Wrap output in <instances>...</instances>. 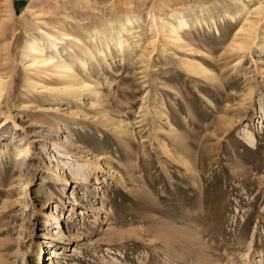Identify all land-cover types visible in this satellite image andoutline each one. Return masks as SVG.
Masks as SVG:
<instances>
[{
	"label": "rangeland",
	"instance_id": "rangeland-1",
	"mask_svg": "<svg viewBox=\"0 0 264 264\" xmlns=\"http://www.w3.org/2000/svg\"><path fill=\"white\" fill-rule=\"evenodd\" d=\"M241 1L238 32L221 17ZM151 14L190 19L184 41ZM0 25V264H264V0H0ZM60 31L97 59L30 69Z\"/></svg>",
	"mask_w": 264,
	"mask_h": 264
},
{
	"label": "bare ground",
	"instance_id": "bare-ground-1",
	"mask_svg": "<svg viewBox=\"0 0 264 264\" xmlns=\"http://www.w3.org/2000/svg\"><path fill=\"white\" fill-rule=\"evenodd\" d=\"M250 9L251 8L244 1H241L234 10L226 11L222 15L221 21L231 25L232 22H236L238 19L242 17L241 20H244L245 22L243 21L244 22V23L242 22L243 25L239 29H237L238 32L242 31L245 29L246 22H248L247 24H250V21H248V18L246 17L247 13H251ZM149 18L152 20V24L158 28L159 33H163L165 31L168 32V35L166 37L169 41L178 40L180 42H183L184 39L182 37L181 32L185 28H190L191 26L190 19H188L184 15L176 18L175 22L166 21L165 24L163 22L160 23L162 17L158 14L154 16L152 15ZM143 20L144 19L142 17H138V16L132 17L128 19L126 23L122 24L119 27V29H115L112 33V36H110V38L108 39L106 48L101 49L98 47L101 58L107 59L108 52L112 54V46L114 42L117 49H119L121 52L124 53L131 44L129 40V36H132V38L138 37V34L135 31V29L139 26V24ZM198 21L200 24H203V21L205 24L208 23L206 19H204L203 21L202 20H198ZM98 31L97 33L95 32L96 33L95 36L90 34L88 36V41H93V40L96 41L98 39L101 42L103 39L102 37L104 35L101 36V33ZM59 34H61V37L53 36L51 33L45 32L43 37L33 38L28 42L26 46V53H28V55L31 56L32 58L28 65L30 69L36 68L42 74H49L53 72L55 74L73 76L76 73L74 70V65L76 63H80L83 67L88 68L90 63H93V61L97 59L92 51L91 46L85 42H82L81 38H78L79 36L75 37L74 35L72 36V34L64 33L62 31H60ZM68 39L72 40L71 43L73 42L83 43L82 45L79 44V47L81 50V54H83L85 57H82L80 54L75 52L74 45H68L67 43H64L65 40ZM62 44H64L63 48H61ZM1 51L2 48L0 45V57H1ZM64 53L72 57L73 61L71 62H69L70 60L67 61ZM196 65L192 67H195L196 69L201 68L200 64H196ZM39 84L40 83H37V85ZM87 86H89L87 80L80 79L77 80V82L64 85L63 88H61L60 90L64 91L65 93H67V95L71 96L73 95L74 92H77L78 89L80 90L82 88H86ZM5 89H6V83L5 81L3 82V76H0V92L4 91ZM52 90H56V89L53 88ZM245 143L249 145H256L257 139L254 135H247L245 137ZM85 167H86L85 165L80 166L81 170H84Z\"/></svg>",
	"mask_w": 264,
	"mask_h": 264
}]
</instances>
